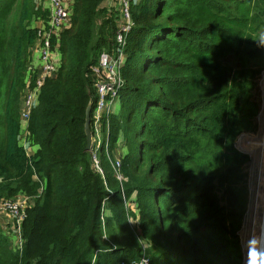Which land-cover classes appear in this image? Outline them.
<instances>
[{"label": "trees", "instance_id": "trees-1", "mask_svg": "<svg viewBox=\"0 0 264 264\" xmlns=\"http://www.w3.org/2000/svg\"><path fill=\"white\" fill-rule=\"evenodd\" d=\"M104 2L74 0L59 71L30 115L37 148L28 154L32 22L48 10L0 0V202L31 198L22 250L0 229V264L131 263L144 249L148 264H241L248 193L244 202L237 186L250 157L235 144L260 109L264 0L131 1L120 112L97 153L100 171L86 149V109L96 100L92 67L116 46L120 21ZM231 52L236 68L222 62Z\"/></svg>", "mask_w": 264, "mask_h": 264}, {"label": "built area", "instance_id": "built-area-1", "mask_svg": "<svg viewBox=\"0 0 264 264\" xmlns=\"http://www.w3.org/2000/svg\"><path fill=\"white\" fill-rule=\"evenodd\" d=\"M118 4L120 12V21L116 35V46L112 52L103 50L99 55L98 64L92 67L94 86L96 89V100L92 105L91 111V130L93 133L92 147L93 160L97 169L101 171L98 160V151L103 147L108 150L110 129V118L114 113V105L120 98V92L124 84L122 77V67L127 56L125 47L127 44V35L133 24L130 4L132 0H112ZM118 1V3H117ZM45 9L48 10L46 18L42 25H36L39 38L33 48L32 62L28 66L25 77V90L22 97L21 109V139L29 140V146L22 145L30 154L35 151L37 146L32 145L29 135L28 122L32 110L38 106L42 86L47 79L54 77L59 71L61 64V53L59 49L61 33L72 24L74 0H46ZM260 89L261 107L257 114L259 126V135L251 136L242 132L236 140V148L248 154L251 161V173L248 186V201L243 215L241 227L238 230L240 245L242 249V262L244 264L245 251L243 241L253 232L264 230V69L258 81ZM29 138V139H28ZM240 142H247V145H241ZM254 144L256 147L250 146ZM259 151L253 153V150ZM255 154L258 156L255 157ZM119 160L115 161V168L118 169ZM121 179L122 176L118 175ZM31 203V198L19 196L16 199H9L0 202V213L9 215L10 222L5 227L7 235L13 239V244L17 250H22L25 239L22 231V222L25 217V211ZM148 253L144 249L141 258L131 263L123 261L121 264H148Z\"/></svg>", "mask_w": 264, "mask_h": 264}, {"label": "rangeland", "instance_id": "rangeland-1", "mask_svg": "<svg viewBox=\"0 0 264 264\" xmlns=\"http://www.w3.org/2000/svg\"><path fill=\"white\" fill-rule=\"evenodd\" d=\"M36 3H37V7L41 8L43 10L45 9L46 0H36ZM104 3L106 4V3H109V2H108V0H105ZM117 3H118V1H117ZM115 4H116V1H113V5H115ZM118 7L119 6L117 4L115 9L119 10ZM43 21H44L43 17H40V18H36L32 23H35V27H36V25H40L41 26ZM263 34H264V31H263ZM222 62L226 66H231V67L236 68L240 64V59H239V57L237 56L236 53L231 52V53H228L226 56H224L222 58ZM23 95H24V91H23ZM257 97H258V101L260 103L259 105L261 107V99H260V89H259V87H258V91H257ZM118 111L120 112V103H119V101H117L116 104L114 105V113H116ZM259 126H260V124L258 122V117L256 116L255 117V129H253V130H245L244 133H248L251 136H258L259 135ZM21 140H23L22 142L25 144V146H29V140L27 141L26 139H24L23 135H22V139ZM245 143L247 144V142H240V144L242 146L245 145ZM32 145H33V143H32ZM247 145H249V144H247ZM94 146L95 145L93 143L92 147H94ZM250 146L256 147L254 144H250ZM258 151L259 150L256 148L255 150H253V153H256ZM239 152L243 153L241 151H239ZM257 156L258 155L255 154V157H257ZM251 167H252V161L250 159V162L248 161L245 164L244 168L242 169L241 181L239 182V184L237 186V188L240 190L241 194L244 193V199H243L244 202H245V198H246V193H248L246 191V189H247V182H248V186H249V178H250V173H251ZM247 197H248V195H247ZM0 217H5V219H9L10 220V217H9L8 213H7V215H5L3 213H0ZM3 231H5V230H3Z\"/></svg>", "mask_w": 264, "mask_h": 264}, {"label": "clouds", "instance_id": "clouds-1", "mask_svg": "<svg viewBox=\"0 0 264 264\" xmlns=\"http://www.w3.org/2000/svg\"><path fill=\"white\" fill-rule=\"evenodd\" d=\"M244 264H264V230L253 231L244 241Z\"/></svg>", "mask_w": 264, "mask_h": 264}, {"label": "water", "instance_id": "water-1", "mask_svg": "<svg viewBox=\"0 0 264 264\" xmlns=\"http://www.w3.org/2000/svg\"><path fill=\"white\" fill-rule=\"evenodd\" d=\"M92 103H89L86 109V121H85V132H86V137H87V145L86 149L88 151L92 150L93 146V133L91 130V111H92Z\"/></svg>", "mask_w": 264, "mask_h": 264}, {"label": "crops", "instance_id": "crops-1", "mask_svg": "<svg viewBox=\"0 0 264 264\" xmlns=\"http://www.w3.org/2000/svg\"><path fill=\"white\" fill-rule=\"evenodd\" d=\"M109 3H106V5H109L112 3V0H108ZM33 58H34V53H33ZM10 220L9 219H5V217H0V229L1 230H5V227L7 225V223H9Z\"/></svg>", "mask_w": 264, "mask_h": 264}]
</instances>
